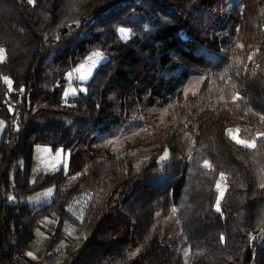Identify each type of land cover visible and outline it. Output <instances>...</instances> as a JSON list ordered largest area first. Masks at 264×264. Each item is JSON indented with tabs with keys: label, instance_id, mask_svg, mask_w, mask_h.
<instances>
[{
	"label": "trees",
	"instance_id": "1",
	"mask_svg": "<svg viewBox=\"0 0 264 264\" xmlns=\"http://www.w3.org/2000/svg\"><path fill=\"white\" fill-rule=\"evenodd\" d=\"M222 1L0 0V118L7 122L0 142V241L24 253L40 219L55 213L48 248L62 239L66 220L84 234L68 264H185L179 242L165 244L157 224L158 214H175L192 264H264V238L261 245L251 241L264 232V136L258 135L264 133V0H240L218 21L219 30L209 32ZM87 27L95 30L91 37L80 35L53 58L59 69L44 67L49 46ZM119 27H139L145 36L125 41ZM93 49L113 54L85 82L86 92L65 98L67 70ZM177 65H183L179 76L166 77ZM198 69L208 78L199 92L183 97L178 85ZM163 89L173 98L167 124L152 142L105 150L126 108ZM115 92L120 101L111 100ZM16 113L19 127L6 138ZM233 126L256 147L233 140L227 134ZM93 127L100 131L90 148L76 137ZM38 144L69 151L67 171L42 172L31 181ZM166 151L170 157L160 165ZM163 169L165 184L150 180ZM221 174L228 187L218 210ZM12 183L17 202L8 200ZM48 187L56 188L48 204L30 209L22 201ZM74 197L85 201L80 221L67 210Z\"/></svg>",
	"mask_w": 264,
	"mask_h": 264
},
{
	"label": "rangeland",
	"instance_id": "2",
	"mask_svg": "<svg viewBox=\"0 0 264 264\" xmlns=\"http://www.w3.org/2000/svg\"><path fill=\"white\" fill-rule=\"evenodd\" d=\"M240 3V0H223L218 4L217 7L213 9V17L211 27L208 25L206 29L209 32H215L219 30V20L224 19L227 14H229L232 9ZM184 10L183 6H180V10ZM175 9V8H173ZM130 29L131 31L128 33L127 37H124L120 34L121 38L125 41L129 40L130 38L136 37L138 34V38H144L145 34L139 27H119ZM79 29V28H78ZM78 29L70 31L66 36L62 37L58 42L48 47V51L46 55L43 57V65L47 69H59V63L53 61V58L60 54L63 50H70L71 47L76 43L77 40L80 39V35H84L83 37H91L95 33V30L91 27H87L83 29L82 33L78 31ZM117 29V30H118ZM0 62L4 60L5 54L3 49L0 47ZM113 53L110 52H103L98 49H93L88 53V55L83 58L78 65L69 68L66 72V77L69 81L65 92V98L75 96L80 94L81 92H86V86L84 85L91 77L93 76L95 70L98 66H100L103 62L107 61L111 58ZM183 65H177L175 68L168 69V75L166 77L176 79L179 76V73L182 69ZM51 67V68H50ZM208 73L196 70L193 72L187 79L183 80L177 88V91L182 93L183 97H187L188 95H194L203 87L206 79L208 78ZM118 92L112 93L110 95L111 100H118L117 98ZM236 97V96H235ZM173 98L172 93H167L165 89L162 90L160 95H155L153 99L144 98L141 102H134L131 107L126 108V117L124 122H122L118 127L114 129L112 133H110L104 143V149L117 152L122 147H132L133 145L137 144L139 141H144L145 144L152 142L153 134L156 129L160 126H164L167 124V117L169 114V109L171 105V100ZM221 101H225V97H220ZM151 100V102H150ZM234 100V99H233ZM15 109H12L14 112ZM7 122L0 118V142L4 131L6 129ZM231 130V133L229 132ZM239 130V131H237ZM100 129L97 127L91 128L87 133L82 131L78 133L76 138L83 137L86 144L93 148L97 138L99 136ZM240 128L238 126H233L227 129V134L233 139V137H237V139H241L247 142L254 141L256 144V140H246L239 136ZM85 133V134H84ZM73 137V136H72ZM235 140V139H233ZM236 141V140H235ZM150 154L149 149L147 151H141L142 159H146L147 156ZM163 157V159H162ZM170 157V153L166 151L159 159L160 165H163ZM18 166L23 167V160H20ZM69 166V151H64V149L60 148L56 151H53L49 145H36L34 148L33 154V162L31 167L30 179L33 181L35 177L42 173V172H55L58 171L61 167L67 171ZM207 168H211L210 162L208 165H205ZM14 171V170H13ZM168 170L163 169L160 172L154 174L150 180L161 182L163 184L166 183L165 177L167 176ZM71 179V178H70ZM217 184L220 185L217 188ZM227 176L223 174V177L220 175L217 182H216V190H217V201H221L223 195L227 190ZM13 188L14 184L11 185V190L8 194V200L11 202H17L16 198L13 195ZM88 192L87 190H83L82 194ZM55 187H49L47 189H43L41 191L32 193L28 201V205L30 209L33 208H40L49 202L54 197ZM83 196V195H80ZM83 200V198H81ZM26 198H23L22 201H25ZM216 209H219V205L217 206L216 202ZM47 216V215H46ZM57 219V218H56ZM52 223V222H50ZM157 224L163 227V242L167 245L170 244L168 240H177L179 242V251L184 258L185 264H192V257L191 252L188 247L186 241H181L182 233L179 230V226L176 220L175 214H170L168 217H164L161 214L157 216ZM57 225V220L54 225ZM40 232V240L43 238V234L41 230ZM260 235H253L251 237V241L256 242L260 245L263 242L264 232L260 231ZM52 236V235H51ZM39 242L35 241V244ZM29 262V261H28ZM31 264V261L29 262ZM252 264H255V261H252Z\"/></svg>",
	"mask_w": 264,
	"mask_h": 264
},
{
	"label": "crops",
	"instance_id": "3",
	"mask_svg": "<svg viewBox=\"0 0 264 264\" xmlns=\"http://www.w3.org/2000/svg\"><path fill=\"white\" fill-rule=\"evenodd\" d=\"M31 195L32 194L26 197V201L27 198L29 200ZM81 201V197H74L69 202L67 207L70 216H72L77 221H80L83 216L82 208L80 206ZM84 202L85 201L83 200V203ZM56 218V214L51 213L50 215H45L40 219V225L35 228V237L23 253V260L21 264H29L30 261L31 264H68L82 243L84 234L77 225L66 220L62 226V239L58 241V243H56L52 248H48L52 238L51 235L54 233V225L57 220ZM38 230H41L42 234L44 235L42 240H40V232ZM38 238L39 242L35 244V241H38Z\"/></svg>",
	"mask_w": 264,
	"mask_h": 264
},
{
	"label": "built area",
	"instance_id": "4",
	"mask_svg": "<svg viewBox=\"0 0 264 264\" xmlns=\"http://www.w3.org/2000/svg\"><path fill=\"white\" fill-rule=\"evenodd\" d=\"M20 124L19 113H16L6 130V138L10 137V134L16 132ZM23 260V252L18 250L15 245L11 243L0 241V264H21Z\"/></svg>",
	"mask_w": 264,
	"mask_h": 264
},
{
	"label": "snow or ice",
	"instance_id": "5",
	"mask_svg": "<svg viewBox=\"0 0 264 264\" xmlns=\"http://www.w3.org/2000/svg\"><path fill=\"white\" fill-rule=\"evenodd\" d=\"M30 2H31V0H30ZM118 31L121 33L122 36L127 37L128 33H129L131 30H130V29H125V28H120V29H118ZM0 51H2V50H0ZM4 81H5V83H7V84L9 85V87H11V81H10L7 77H4ZM21 91H22V90H21ZM233 99H234V100H235V99H238V97H233ZM261 119L264 120V117H261ZM237 131H239V130H237ZM229 132L231 133V130H229ZM258 135L264 136V133H260V134H258ZM233 139H235L237 143H239V144H243V145H245V146H247V147H250V148H255V147H256L254 141H252V142H247V141H244V140H241V139H237V137H235V136L233 137ZM162 159H163V157H162ZM204 163H205V165H208V161H205ZM221 176L223 177V174H221ZM219 187H220V185L217 184V188H219ZM218 205H219V200L217 201V206H218ZM218 210H219V209H218Z\"/></svg>",
	"mask_w": 264,
	"mask_h": 264
},
{
	"label": "water",
	"instance_id": "6",
	"mask_svg": "<svg viewBox=\"0 0 264 264\" xmlns=\"http://www.w3.org/2000/svg\"><path fill=\"white\" fill-rule=\"evenodd\" d=\"M73 25H70L69 28H72ZM68 29H63L62 33H65Z\"/></svg>",
	"mask_w": 264,
	"mask_h": 264
}]
</instances>
